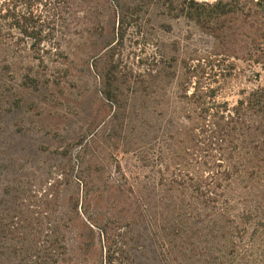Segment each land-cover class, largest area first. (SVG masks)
<instances>
[{
	"label": "trees",
	"instance_id": "trees-1",
	"mask_svg": "<svg viewBox=\"0 0 264 264\" xmlns=\"http://www.w3.org/2000/svg\"><path fill=\"white\" fill-rule=\"evenodd\" d=\"M158 1L134 0L132 9ZM162 5L191 19L213 46L176 56L172 71L159 66L147 72L160 81L155 95L152 89L145 94L155 98L148 106L123 103L111 73L108 53L124 23L120 0H0V52L27 49L43 63L67 56L69 40L85 34L93 44L101 39L92 57L104 54L108 61L99 72L95 63L89 68L101 76L99 92L112 108L114 129L125 124L130 130L123 150L137 144L149 171L139 188L118 168L114 192L101 204L104 189L99 191L93 215L82 212L73 234L71 215L49 216L51 194L45 219L33 217L28 229L19 222L11 229L12 264H264V82L239 89L233 101L224 95L236 69L230 58L264 70V0ZM253 74L260 79L259 70ZM89 175L83 171L74 180L85 197ZM67 205L77 212V201Z\"/></svg>",
	"mask_w": 264,
	"mask_h": 264
},
{
	"label": "rangeland",
	"instance_id": "rangeland-1",
	"mask_svg": "<svg viewBox=\"0 0 264 264\" xmlns=\"http://www.w3.org/2000/svg\"><path fill=\"white\" fill-rule=\"evenodd\" d=\"M120 1L124 12L122 35L108 53L112 76L123 103L155 106V98L145 94L152 89L155 95L160 81L147 72L159 66H164L165 72L172 71L173 58L189 55L195 48L209 50L213 40L191 19L163 9V0L143 4L136 11L132 9L134 0ZM107 29L111 36V22ZM89 39L85 34L69 40L67 56L43 63L30 56L27 49L14 55L0 52V264L13 262L8 253L13 226L19 222L21 228L28 229L31 218L45 219L51 194L53 211L49 216L67 212L73 219L69 232L73 234L81 228L82 212L93 215L96 204L92 203L98 200L99 191L104 189L101 204L109 198L108 192H114L118 168L134 178L139 188L149 175L137 144L135 150H123L131 133L125 124L118 130L113 127L112 108L99 92L102 79L96 74L108 60L104 54L93 59L92 51L101 39L94 44ZM230 59L236 69L226 80L224 95L233 101L239 89L264 82V70ZM91 62L96 64V72L89 68ZM255 70L260 71L259 80L255 79ZM131 90H135V97L130 95ZM148 114L156 118L151 109ZM135 134L141 135L140 130ZM83 171L93 178L86 197L74 182ZM71 201H77V212L68 207ZM77 252L71 240L74 257Z\"/></svg>",
	"mask_w": 264,
	"mask_h": 264
}]
</instances>
